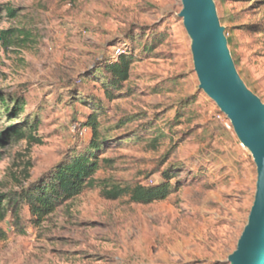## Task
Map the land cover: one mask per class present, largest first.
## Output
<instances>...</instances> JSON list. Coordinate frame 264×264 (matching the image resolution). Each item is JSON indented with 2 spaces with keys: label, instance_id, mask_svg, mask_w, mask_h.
I'll use <instances>...</instances> for the list:
<instances>
[{
  "label": "rangeland",
  "instance_id": "rangeland-1",
  "mask_svg": "<svg viewBox=\"0 0 264 264\" xmlns=\"http://www.w3.org/2000/svg\"><path fill=\"white\" fill-rule=\"evenodd\" d=\"M214 3L236 71L264 104V0ZM0 10V32H17L10 45L0 39V91L24 100L16 122L37 121L39 140L3 143L0 194L38 185L84 150L91 135L79 124L91 110L71 94L101 103V129L111 137L96 155L91 188L38 224L27 207L0 223V264H229L256 167L198 89L180 0H0ZM117 48L135 62L108 100L93 71ZM143 128L161 134L156 148L157 134ZM168 168L175 191L165 201L105 196L115 186L151 185Z\"/></svg>",
  "mask_w": 264,
  "mask_h": 264
},
{
  "label": "trees",
  "instance_id": "trees-1",
  "mask_svg": "<svg viewBox=\"0 0 264 264\" xmlns=\"http://www.w3.org/2000/svg\"><path fill=\"white\" fill-rule=\"evenodd\" d=\"M6 18L14 19L16 11L8 7L2 10ZM0 10V21L1 14ZM17 33L12 30L0 32V39L3 43L10 45V39ZM264 35V31L261 32ZM228 45H231V39L227 38ZM145 49V48H144ZM117 55L106 61L103 66L96 67L93 71L95 77L104 81L101 86L104 90L106 99L110 100L112 93L119 91L131 75V67L135 62L133 53L129 50L117 48ZM90 81L93 78L88 77ZM100 80L98 78H95ZM73 102L78 101L84 106H89L91 113L88 114L83 122L79 124L81 130L90 131V139L84 150L79 154L70 155L69 158L60 164L45 180H41L38 185L22 189L19 193L0 194V223L11 218H19V213L23 207H27L34 224L40 223L44 217L51 214L56 207L63 202L74 199L81 195L85 190L93 186V177L99 170V161L97 153L102 150V146L110 139L108 132H103L99 121L100 114L104 108L98 100L90 101L84 98H78V94H71ZM80 97V96H79ZM24 100L14 95H5L0 91V154L3 143L19 142L27 140L28 143H39L35 136L38 128L37 121H24L17 123L19 113L24 108ZM13 125L9 128H3L2 124ZM3 131L1 132V130ZM143 128L149 134H157V130L150 131ZM138 132V131H136ZM136 132L131 136H136ZM161 134H157L154 139L153 148L157 147ZM136 137L135 140H138ZM132 143V142H131ZM1 159V156H0ZM173 170L168 168L163 170L158 177L157 182L151 185L137 184L131 187H112L105 192V196L110 199H117L126 196L128 201L137 205H149L156 202L165 201L175 191V185L171 184L173 179ZM5 238V234L0 229V239Z\"/></svg>",
  "mask_w": 264,
  "mask_h": 264
},
{
  "label": "water",
  "instance_id": "water-1",
  "mask_svg": "<svg viewBox=\"0 0 264 264\" xmlns=\"http://www.w3.org/2000/svg\"><path fill=\"white\" fill-rule=\"evenodd\" d=\"M178 18L190 42L198 89L229 121L256 167L247 223L229 264H264V104L238 75L214 0H180Z\"/></svg>",
  "mask_w": 264,
  "mask_h": 264
}]
</instances>
